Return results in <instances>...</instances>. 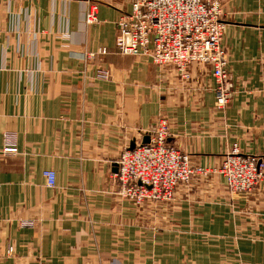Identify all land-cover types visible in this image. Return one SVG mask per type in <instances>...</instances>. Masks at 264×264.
<instances>
[{
  "label": "crops",
  "instance_id": "1",
  "mask_svg": "<svg viewBox=\"0 0 264 264\" xmlns=\"http://www.w3.org/2000/svg\"><path fill=\"white\" fill-rule=\"evenodd\" d=\"M131 2L101 0L87 25L89 0H0V264H264V187L232 194L210 172L137 205L112 179L161 118L193 167L233 145L264 163V0H221L234 88L221 111L209 66L183 81L117 52Z\"/></svg>",
  "mask_w": 264,
  "mask_h": 264
},
{
  "label": "built area",
  "instance_id": "2",
  "mask_svg": "<svg viewBox=\"0 0 264 264\" xmlns=\"http://www.w3.org/2000/svg\"><path fill=\"white\" fill-rule=\"evenodd\" d=\"M101 0H89L85 23L95 24ZM221 0H132L130 11L118 21L116 50L122 55L148 57L159 68L171 67L183 81L190 79L193 65L209 66L215 82L216 110H224L234 94L229 54L222 45L225 23ZM106 53L105 49L99 51ZM148 143L126 151L114 173L121 197L159 199L170 196L178 182L191 181L210 171L193 167L188 155L167 142L166 120L158 119ZM6 151H16L7 147ZM230 193H246L264 187V163L243 154L236 145L226 152L218 171ZM48 187L55 185V172H43ZM190 178V179H189ZM135 199L136 202H138ZM32 226V221L21 222Z\"/></svg>",
  "mask_w": 264,
  "mask_h": 264
},
{
  "label": "rangeland",
  "instance_id": "3",
  "mask_svg": "<svg viewBox=\"0 0 264 264\" xmlns=\"http://www.w3.org/2000/svg\"><path fill=\"white\" fill-rule=\"evenodd\" d=\"M151 131V130H150ZM149 140H150V135H149ZM136 147V146H135ZM134 147V148H135ZM133 148V149H134ZM133 149H124L121 153H120V155L117 157V159H116V166H117V163H118V161L120 160V158H121V156L124 154V153H126V151H130V150H133ZM5 151H6V148L4 149ZM254 157V156H253ZM189 158V157H188ZM256 158V157H255ZM189 162H190V159H189ZM118 167V166H117ZM220 168V166L219 167H217V168H212V169H208L211 173H218V172H213V171H218V169ZM209 172V173H210ZM116 173V172H115ZM220 174V173H219ZM114 174H112V179H114V181L116 182V179L114 178V176H113ZM199 174H196V175H193V177H190L191 179H193L194 177H196V176H198ZM208 175V174H207ZM221 175V174H220ZM222 176V175H221ZM189 178V179H190ZM190 181L188 180L187 182H185V181H183V182H178V184L175 186V189H176V187L178 186V185H180V184H187V183H189ZM118 184V186H119V194H120V192H121V194H122V191H121V185L119 184V183H117ZM225 188H226V190L228 191V192H230L229 190H228V188L225 186ZM175 189H174V187L171 189L172 190V192H171V195L170 196H168L167 197V195L166 196H163V198H159V199H152V198H143L141 201H138L137 199H136V195H134V196H132V197H130V198H128V197H124V198H127V199H130L133 203H135V204H140V203H142L143 201H155V200H171L172 198H173V196H174V192H175ZM121 196V195H120ZM135 199L138 201V202H136L135 201Z\"/></svg>",
  "mask_w": 264,
  "mask_h": 264
},
{
  "label": "water",
  "instance_id": "4",
  "mask_svg": "<svg viewBox=\"0 0 264 264\" xmlns=\"http://www.w3.org/2000/svg\"><path fill=\"white\" fill-rule=\"evenodd\" d=\"M149 142V136H146V137H144V139H143V141H142V143H148ZM134 148V146L133 145H131V147H130V149H133Z\"/></svg>",
  "mask_w": 264,
  "mask_h": 264
}]
</instances>
